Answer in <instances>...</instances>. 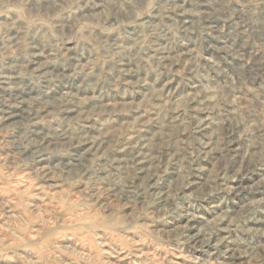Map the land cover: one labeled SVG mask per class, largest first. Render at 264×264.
Returning a JSON list of instances; mask_svg holds the SVG:
<instances>
[{
    "label": "rangeland",
    "instance_id": "374dc122",
    "mask_svg": "<svg viewBox=\"0 0 264 264\" xmlns=\"http://www.w3.org/2000/svg\"><path fill=\"white\" fill-rule=\"evenodd\" d=\"M9 2L18 6L15 12L8 13L15 20V27L0 7V131L9 126L17 128L8 137L9 141L18 139L24 131L22 126L30 124L29 138L38 142L45 130L56 123L48 113L54 108L58 112L72 100L71 95L62 97L61 91L77 93L82 97L81 102L88 105L91 102L84 93L107 88L110 78L124 81L143 78L156 87L166 85V91L174 89L176 95L185 89L191 91L201 82L219 83L224 85L219 90L223 101L219 109L210 113L216 117L217 112L232 110L241 103L240 100L230 103L225 76L232 75L240 61L233 60L229 53H244L253 62L257 58L242 47L243 36L234 32L228 0H158L163 5L160 15L154 12L139 19L137 14L143 11L147 0H81V6L73 9L71 19L66 12L53 22L57 25L53 30L55 35L42 23L15 19L43 16L42 10L34 9V0L32 4L27 0ZM177 6H180L177 11L170 10ZM82 17H87L88 22L74 34L68 25ZM258 27L259 35L264 36V26ZM81 46L94 48L99 54L104 76L97 77L100 66L95 63L96 57L84 64L77 75L69 76L81 63L77 55V48ZM182 78L188 79L180 83ZM97 79L100 83H95ZM204 115L208 114H201ZM34 147L23 151L21 159L27 158ZM19 150L14 147L7 151ZM4 151L0 147V153ZM220 155L213 152L208 160ZM145 164L140 167L145 168ZM43 167L45 163L41 161L27 168L0 172V238L27 227L41 257H47L53 246L66 249L71 244L72 248L67 251L73 257V264H226L235 248L233 238L238 227L247 222L249 227L264 228V211H261L264 181L247 183L259 173L249 171L245 175L244 166H240V172L226 183L224 172L217 175L216 170L204 167L200 172L204 179L199 184L194 182L197 177L190 180L177 173L178 179L167 186L168 195L173 196L169 213L159 212L163 197L155 189L148 190L146 181L144 196L136 198L131 207L119 197L109 201L116 215L106 224L100 225L90 215L82 221H72L82 227L69 240L62 232L47 228L49 222L55 223V216L47 214L53 209L51 201L45 198L48 195L45 189L54 181L36 180L35 173ZM226 172L233 175L232 164ZM159 187H165L164 183ZM196 188L199 192L193 193L195 198L180 199ZM103 198L102 194L101 203ZM177 202L182 205L179 209L175 208ZM250 213L255 218L248 221ZM49 231L54 235L49 236ZM176 236L189 242L178 244ZM84 253L88 255L81 259ZM67 259L61 256L59 260H48L47 264H59Z\"/></svg>",
    "mask_w": 264,
    "mask_h": 264
},
{
    "label": "clouds",
    "instance_id": "9594fccd",
    "mask_svg": "<svg viewBox=\"0 0 264 264\" xmlns=\"http://www.w3.org/2000/svg\"><path fill=\"white\" fill-rule=\"evenodd\" d=\"M27 2L32 4L33 0ZM80 6L81 0H34V9L42 10L43 16H17L15 19L42 23L55 35L53 30L57 25L53 22L66 12L71 19L73 9ZM0 7L15 27V20L8 13L15 12L18 6L9 0H0ZM162 7L158 0H147L137 19L143 15L151 16L154 12L160 15ZM179 7L170 10L177 11ZM228 7L231 9L229 19L235 25L234 32L244 38L242 47L250 50L249 55L257 57L253 62L244 53H229L233 60L240 61L236 71L225 76L226 86L230 89V103L241 101L234 109L217 112L216 117H211L210 113L219 109L223 101L219 90L224 85L219 83L201 82L191 91L185 89L176 95L174 89L166 91V85L156 87L143 78L132 81L110 78L107 88L84 93L91 102L88 105L81 102L82 97L77 93L61 91L62 97L71 95L72 100L58 112L54 108L48 113L56 123L45 130V135L39 137L38 142L29 138L32 132L30 124L23 125L21 136L12 141L8 137L17 131L15 126L0 131V136H3L0 147L5 150L0 153V172L27 168L33 162L43 161L45 167L35 173L36 180L54 181L45 189L48 193L45 198L51 201L53 209L47 214L55 216V223L49 222L48 229L62 232L71 240L82 227L72 221H82L90 215L104 225L116 215L109 201L119 197L131 207L136 198L144 196L146 181L148 190L155 189L163 197L159 212L167 214L173 201L167 186L178 179L177 173L190 180L197 177L194 182L199 184L204 179L200 176L201 169L209 167L216 170L217 175L224 172L227 183L240 172V166H244L245 175L249 171L259 173L247 183L264 181V36L259 35L261 29L258 27L264 26V0H228ZM87 22V17L78 18L68 27L78 34ZM77 55L81 63L69 76L77 75L84 64L92 62L93 57L100 66L97 77L105 75L101 58L94 48L90 50L81 46L77 48ZM43 74L47 76L48 73ZM187 79L182 78L180 83ZM95 83H100L99 79ZM202 113L208 115L202 117ZM33 145V152L21 159L23 151ZM14 147L20 150L7 151ZM213 152L221 155L208 160ZM118 153L126 155L118 157ZM141 164H145V168L142 169ZM229 164L234 169L231 176L226 172ZM162 182L163 188L159 187ZM227 186L231 187L230 184ZM194 192H199V189H193L180 199L195 198ZM56 197H60L63 204ZM180 207V203H175L176 209ZM254 218V213H250L247 220ZM40 231L43 232L44 228ZM236 231L233 238L235 248L226 264H264V228L249 227L246 222ZM48 235L53 236L54 233L49 231ZM34 239L27 227L4 234L0 238V264H47L48 260H59L61 256L68 259L61 260L59 264H73V257L67 251L72 248L71 244L66 249L53 246L47 257H41L37 254V246L31 242ZM174 239L178 244L189 242L180 236ZM87 255L84 253L80 258Z\"/></svg>",
    "mask_w": 264,
    "mask_h": 264
}]
</instances>
